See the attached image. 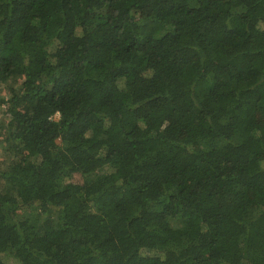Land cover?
Listing matches in <instances>:
<instances>
[{"label":"trees","instance_id":"obj_1","mask_svg":"<svg viewBox=\"0 0 264 264\" xmlns=\"http://www.w3.org/2000/svg\"><path fill=\"white\" fill-rule=\"evenodd\" d=\"M10 80L0 264H264V0H0Z\"/></svg>","mask_w":264,"mask_h":264},{"label":"rangeland","instance_id":"obj_2","mask_svg":"<svg viewBox=\"0 0 264 264\" xmlns=\"http://www.w3.org/2000/svg\"><path fill=\"white\" fill-rule=\"evenodd\" d=\"M164 30H161V33H163ZM20 84L21 82L19 81H14V80H10L7 81L5 83H0V94L4 97H6L7 99L10 98L12 96V91L13 92H18L20 89ZM56 120L59 119V116H56L55 118ZM10 120V117L8 116V114L6 113V107H1L0 108V135H2V133L4 132V127L8 124ZM2 138L0 139V142L2 141ZM10 156L7 155V152L4 150V147H1V153H0V159L1 161H3V164L5 165V163L10 161ZM84 181V179L82 178V176L80 175H76L73 178V182L74 183H82ZM5 260L8 262V264H15V259H13L10 256H6Z\"/></svg>","mask_w":264,"mask_h":264}]
</instances>
